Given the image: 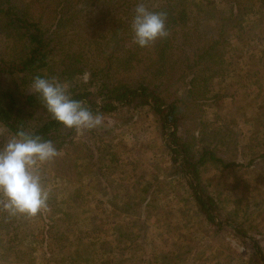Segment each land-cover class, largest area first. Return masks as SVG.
<instances>
[{
  "label": "rangeland",
  "instance_id": "1",
  "mask_svg": "<svg viewBox=\"0 0 264 264\" xmlns=\"http://www.w3.org/2000/svg\"><path fill=\"white\" fill-rule=\"evenodd\" d=\"M96 12L86 9L83 18ZM185 13L167 29L162 76L142 73L144 64L135 61L119 74L129 88L148 76L175 102L177 133L196 162L202 150L212 152L197 163L199 187L212 198L221 228L198 211L189 179L176 169L165 144L172 127L135 102L95 129L59 132L61 155L42 170L48 208L22 220V243L0 241V264H261L264 0H188ZM195 70L201 80L190 95L178 79ZM9 86L10 77L0 75L1 90ZM47 113L26 111L27 129ZM8 139L0 127V146Z\"/></svg>",
  "mask_w": 264,
  "mask_h": 264
},
{
  "label": "trees",
  "instance_id": "2",
  "mask_svg": "<svg viewBox=\"0 0 264 264\" xmlns=\"http://www.w3.org/2000/svg\"><path fill=\"white\" fill-rule=\"evenodd\" d=\"M187 1L142 0L148 10L166 14L167 29L186 19ZM139 2L141 0H0V75H7L11 80L7 90L0 88V127L5 128L9 139L23 129L51 140L61 149L57 142H63L64 137L58 134L64 128L48 113L45 120L33 128L27 129L23 120L26 111L45 109L31 93V84L37 76L55 77L66 83L71 98L81 101L93 114L111 116L121 106L131 107L139 102L158 117L164 129L172 127L165 144L173 154L176 169L189 179L187 185L198 211L221 228L212 216L215 211L212 198L199 187L197 163L207 157L214 158L212 152L202 150L198 162L195 161L194 152L187 149L177 133L180 113L175 102H167L156 92L146 79L148 76H141L135 88H129L120 77L134 61L144 64L142 73L146 75L157 77L165 72L168 37L145 48L132 43L131 23ZM86 9L97 11L95 17L85 20ZM194 64L200 62L195 59ZM152 67L154 69L149 70ZM192 70L189 68V72ZM200 80L199 70H195L192 77L182 71L178 79L182 85L187 81L190 95L198 88ZM0 216L5 223L0 241L22 243L26 232L21 228L22 220L29 216H9L3 210ZM235 230L239 236H245Z\"/></svg>",
  "mask_w": 264,
  "mask_h": 264
},
{
  "label": "clouds",
  "instance_id": "3",
  "mask_svg": "<svg viewBox=\"0 0 264 264\" xmlns=\"http://www.w3.org/2000/svg\"><path fill=\"white\" fill-rule=\"evenodd\" d=\"M134 13L131 23L133 44L145 48L168 37L164 12L148 10L141 0ZM31 93L38 97L51 118L66 130L83 133L104 122L103 114H93L81 101L72 99L68 85L55 77H35ZM60 155L51 140L23 129L0 146V210L9 216L29 217L47 210L50 190L42 183V170Z\"/></svg>",
  "mask_w": 264,
  "mask_h": 264
},
{
  "label": "crops",
  "instance_id": "4",
  "mask_svg": "<svg viewBox=\"0 0 264 264\" xmlns=\"http://www.w3.org/2000/svg\"><path fill=\"white\" fill-rule=\"evenodd\" d=\"M0 223H3V222H0ZM1 225H3V224H1ZM3 228H4V226H3ZM260 237L262 238L261 241H262V240L264 241V232H262V235H260ZM261 246H262L263 249H264V243H261ZM261 264H264V256H263V258L261 259Z\"/></svg>",
  "mask_w": 264,
  "mask_h": 264
}]
</instances>
